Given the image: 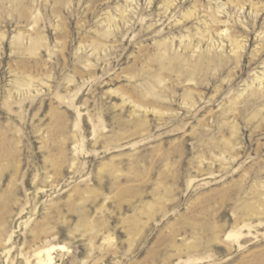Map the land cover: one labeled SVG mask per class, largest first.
Returning a JSON list of instances; mask_svg holds the SVG:
<instances>
[{"label": "rangeland", "instance_id": "rangeland-1", "mask_svg": "<svg viewBox=\"0 0 264 264\" xmlns=\"http://www.w3.org/2000/svg\"><path fill=\"white\" fill-rule=\"evenodd\" d=\"M0 264H264V0H0Z\"/></svg>", "mask_w": 264, "mask_h": 264}, {"label": "bare ground", "instance_id": "bare-ground-1", "mask_svg": "<svg viewBox=\"0 0 264 264\" xmlns=\"http://www.w3.org/2000/svg\"><path fill=\"white\" fill-rule=\"evenodd\" d=\"M59 248H60V249H64V247H62V246H60ZM53 249H54V248H52L51 250H53Z\"/></svg>", "mask_w": 264, "mask_h": 264}]
</instances>
